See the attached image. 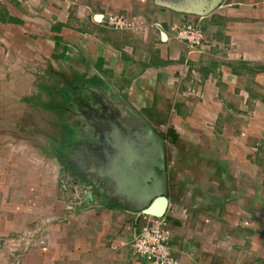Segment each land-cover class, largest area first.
Wrapping results in <instances>:
<instances>
[{"label": "crops", "instance_id": "obj_1", "mask_svg": "<svg viewBox=\"0 0 264 264\" xmlns=\"http://www.w3.org/2000/svg\"><path fill=\"white\" fill-rule=\"evenodd\" d=\"M185 1L0 0V264H151L130 243L160 172L138 138L143 121L122 123L142 143L128 168L112 142L94 141L73 158L77 170H61L25 130L28 73L62 62L99 75L159 134L177 264H264V0ZM106 11L142 24L111 28ZM187 16L199 17L209 48L173 36ZM166 139L183 150L167 158ZM25 235L42 243L23 245Z\"/></svg>", "mask_w": 264, "mask_h": 264}, {"label": "rangeland", "instance_id": "obj_2", "mask_svg": "<svg viewBox=\"0 0 264 264\" xmlns=\"http://www.w3.org/2000/svg\"><path fill=\"white\" fill-rule=\"evenodd\" d=\"M195 1L188 0L185 3L191 4ZM37 66L28 73L27 83V90L30 89L32 93V102L27 100V104L37 107H32L31 112L27 113L28 120L34 123L25 130L32 135L37 132V135L43 138L44 147L49 146V152L58 158L61 170H64L65 161L69 157L73 161L75 157L81 161L86 152L91 154V150L96 151L97 144L94 141H102L103 146L106 142H112V154L116 155L117 161L118 158L119 161L124 160L125 154L131 152L134 147L141 149L142 143L139 140L127 145L126 140L132 139L131 131L136 128H125L122 124L128 119H141L135 112H125V102L111 84L97 74L88 73L80 66L68 65L66 62L56 66ZM38 107H42V110L37 109ZM41 111L43 117L40 115ZM50 123H53L52 127ZM54 125L58 128H54ZM158 128L160 132H169L166 128ZM138 130L139 138L146 137L143 128ZM71 134L77 140H74ZM50 135L53 137L51 140ZM48 141H51V144H48ZM165 146L167 158L168 155L183 150L182 145L168 141ZM138 152L141 153L140 150Z\"/></svg>", "mask_w": 264, "mask_h": 264}, {"label": "built area", "instance_id": "obj_3", "mask_svg": "<svg viewBox=\"0 0 264 264\" xmlns=\"http://www.w3.org/2000/svg\"><path fill=\"white\" fill-rule=\"evenodd\" d=\"M199 17L187 16L183 22L171 25L173 36L183 43L187 50L209 48ZM106 26L115 29L131 28L137 30L142 20L139 15L127 12L106 11L100 19ZM164 214H151L140 211V222L134 229L130 241L133 252L151 264H177L170 245L172 231ZM23 245L41 244L42 240L24 236Z\"/></svg>", "mask_w": 264, "mask_h": 264}, {"label": "water", "instance_id": "obj_4", "mask_svg": "<svg viewBox=\"0 0 264 264\" xmlns=\"http://www.w3.org/2000/svg\"><path fill=\"white\" fill-rule=\"evenodd\" d=\"M136 113L139 115L140 119L143 121L142 124H143V129L145 131V135L149 139L150 147L152 148V151L154 153L153 160H155L158 168L160 169V172H157V169H155L154 176H156V178H154V182L152 184H148L149 187L151 186L150 191L154 195L151 197L149 202L141 208L140 211H144V212L151 213V214L161 215L164 213L166 202H167L166 196L164 194L165 170L163 168L162 140L159 137V134L149 125L146 118L139 111H136ZM139 137H140V135L138 136V138ZM139 139H141V138H139ZM130 141L136 142L137 139H135V140L130 139L129 141L126 142L127 145H130ZM124 152H126V151L124 150ZM131 152H128V153L126 152L127 155L125 154V159L122 160L123 166L125 165L124 168L130 167L131 163L133 162V160H132L133 156L131 155ZM137 169H139V171H141V173H142L141 175H139V177H141V179H144L146 176H148V177L150 176L149 175L150 174L149 173V170H150L149 167H146L143 164H137ZM101 182H102L101 180H100V182H98V188L101 190V193H102L101 197L103 200V198L106 196V194L104 192H102ZM86 196H90V190L86 191Z\"/></svg>", "mask_w": 264, "mask_h": 264}, {"label": "flooded vegetation", "instance_id": "obj_5", "mask_svg": "<svg viewBox=\"0 0 264 264\" xmlns=\"http://www.w3.org/2000/svg\"><path fill=\"white\" fill-rule=\"evenodd\" d=\"M75 161H76V159H75ZM75 161H73L71 159V157L66 159L65 164H66V166L68 167L69 170L73 171V170H77L79 168V164H77ZM97 185H98V183H97Z\"/></svg>", "mask_w": 264, "mask_h": 264}, {"label": "trees", "instance_id": "obj_6", "mask_svg": "<svg viewBox=\"0 0 264 264\" xmlns=\"http://www.w3.org/2000/svg\"><path fill=\"white\" fill-rule=\"evenodd\" d=\"M71 136H72V138H73L74 140H77V138H76L74 135L71 134ZM65 165H66V164H65Z\"/></svg>", "mask_w": 264, "mask_h": 264}]
</instances>
